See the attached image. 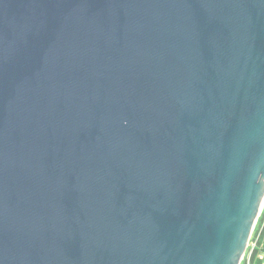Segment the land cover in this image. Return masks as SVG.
I'll use <instances>...</instances> for the list:
<instances>
[{
  "label": "water",
  "instance_id": "water-1",
  "mask_svg": "<svg viewBox=\"0 0 264 264\" xmlns=\"http://www.w3.org/2000/svg\"><path fill=\"white\" fill-rule=\"evenodd\" d=\"M264 205V0H0V264H241Z\"/></svg>",
  "mask_w": 264,
  "mask_h": 264
},
{
  "label": "built area",
  "instance_id": "built-area-1",
  "mask_svg": "<svg viewBox=\"0 0 264 264\" xmlns=\"http://www.w3.org/2000/svg\"><path fill=\"white\" fill-rule=\"evenodd\" d=\"M258 220L260 221V224L257 225ZM255 227L256 230H253L248 244L250 252H249L247 264H251V260L254 252L257 249H260L262 246H264V206L259 214ZM260 259H262V256H260Z\"/></svg>",
  "mask_w": 264,
  "mask_h": 264
},
{
  "label": "trees",
  "instance_id": "trees-1",
  "mask_svg": "<svg viewBox=\"0 0 264 264\" xmlns=\"http://www.w3.org/2000/svg\"><path fill=\"white\" fill-rule=\"evenodd\" d=\"M260 256L262 259H259ZM251 264H264V246L254 252Z\"/></svg>",
  "mask_w": 264,
  "mask_h": 264
},
{
  "label": "rangeland",
  "instance_id": "rangeland-1",
  "mask_svg": "<svg viewBox=\"0 0 264 264\" xmlns=\"http://www.w3.org/2000/svg\"><path fill=\"white\" fill-rule=\"evenodd\" d=\"M264 206V205H263ZM263 208V207H262ZM262 210V209H261ZM261 218V217H260ZM260 220V219H259ZM258 220V223H257V225L258 224H260V221ZM257 222V221H256ZM256 225V226H257ZM253 230H256V227H255V229H253ZM249 247L247 246V248H246V251H245V254H244V256H243V260H242V262H241V264H247V261H248V256H249ZM259 259H260V257H259Z\"/></svg>",
  "mask_w": 264,
  "mask_h": 264
}]
</instances>
